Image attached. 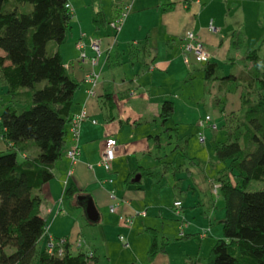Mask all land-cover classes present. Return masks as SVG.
I'll return each instance as SVG.
<instances>
[{
  "label": "trees",
  "instance_id": "obj_1",
  "mask_svg": "<svg viewBox=\"0 0 264 264\" xmlns=\"http://www.w3.org/2000/svg\"><path fill=\"white\" fill-rule=\"evenodd\" d=\"M66 3L0 0V80L10 99L0 114V138L7 146L0 151V264L96 262L92 252L73 253L65 238L61 248V239L54 238L53 250L48 246L37 249L46 233L39 191L53 178L54 165L63 155L73 94L79 85L68 75L56 48L73 17ZM26 4L31 8L24 9ZM94 23L104 24L100 13ZM231 42L235 49L243 45L240 31L231 33ZM51 43L55 48L49 52ZM244 59L250 67L238 75H219L217 63L209 59L203 65L207 82H220L221 87L244 85L240 139H229L215 148L216 159L226 164L217 177L224 216L222 236L212 246L206 264H264V188L246 190L252 181L264 182V57L258 49H248ZM173 111V103L165 100L161 121H167ZM27 143L36 149L34 154L28 153ZM74 193L72 187L66 190L68 196ZM156 249L154 240L149 257Z\"/></svg>",
  "mask_w": 264,
  "mask_h": 264
},
{
  "label": "crops",
  "instance_id": "obj_2",
  "mask_svg": "<svg viewBox=\"0 0 264 264\" xmlns=\"http://www.w3.org/2000/svg\"><path fill=\"white\" fill-rule=\"evenodd\" d=\"M67 1L73 12V17L64 41L56 48L61 54L68 75L79 84L73 94L71 115L78 114L84 109L86 118L79 127L77 140L79 153L76 161L70 164L66 156V150L72 141L68 125L63 155L54 165L53 178L45 183L39 191L42 197L40 215L46 223V233L42 239L44 238L48 241L54 238H65L72 245L70 241L72 239L68 235L62 238L59 236L64 234L62 233L63 231L67 233L69 228L77 224H74L73 218L81 217L85 224L96 227L94 233L101 235V242L103 243V235L110 227L118 229L120 236H122L121 233L126 234L128 232V241L132 246L135 243L133 238L134 231L150 233L152 242L150 244L149 239L144 240L141 264H205L203 261L199 262L200 258L195 256L194 253H191V255L186 253L185 246L188 238L201 243L202 239L206 237L208 230L204 231L202 229L203 234L200 235L186 233L189 223L184 225L183 207L179 208L180 213L178 215L175 213L176 236L167 237L168 239L164 237L166 241L164 244L163 241L158 244L156 229L152 227L155 225L147 221V214L150 208L147 206V193L143 187V179L148 177L152 180H157V176H161V170L162 175L165 176L166 173L174 168L173 165L175 164V162L168 164L169 162L164 160L167 158L169 150L167 152L163 151V156H161L162 154L159 157L156 155V159L163 162L162 169L159 166L160 164H148V155H152L153 151L158 154L160 150H165V144L161 143L160 139L163 131V133L168 135L172 130L168 129L172 127L167 126V123L175 113V103L171 101V95L160 94L159 92L152 94L156 96L153 97V102L146 101L147 98H143L144 100H141L135 106L128 103L127 101L133 99L138 93L141 94L147 91L148 96H150L151 89L149 88L148 90L147 86L144 85L139 86L140 83L136 79L133 81L131 79L129 81L123 80L119 71L113 74L112 67L118 65H113L112 62L122 61L120 59V51H118L119 47L122 48L123 45H126L123 48L128 51L129 49H134L133 46H135V49L139 48L143 57L142 60H145L148 69L153 70L150 64L154 60L156 52L150 48L152 36L166 40V44L170 48L181 38L178 43V49L181 54L182 40L188 32H193L204 46L206 43L215 44L216 42L209 36V34L212 35L213 33L208 32V30H216L215 28H210L212 21L209 22L208 30L204 27L199 28L198 21L199 25L203 26L206 18H214V5H221L223 8L225 2L222 3L218 0H110L108 6L106 4L104 8L103 0H97L98 3L95 2V6L94 4L92 5L94 10L90 12L89 8H87L88 5L82 7L87 0H81L80 5H75L72 0ZM203 1L206 2L203 3ZM127 5L129 6L128 13L122 19L119 29L114 30L109 23L117 18ZM211 5H213V8H211L210 13L205 15V10ZM98 13L103 16L104 24L101 23L96 26L94 17ZM82 34L85 35L82 40L85 44L83 51L87 58L94 56L90 46V38L100 40L101 55L95 65L90 64L89 60L82 61L79 58L78 52L80 53V51L77 48V41L81 40ZM109 35L114 37L113 42L107 39ZM231 47L235 49L232 46V42ZM54 48L55 46L51 43L49 52ZM206 50L209 52L208 49ZM208 54L209 60L213 61L212 55ZM123 56L127 55L123 53ZM190 56L194 60L193 54L190 53L187 63L191 61ZM91 74L96 75L94 85L87 80L88 75ZM3 93H5V96L2 100ZM0 95L1 102L3 101L1 103L3 107L0 108L1 114L3 108L10 100L6 94V87L1 80ZM143 95L145 96V93ZM175 97L177 98V95ZM135 100L138 101V99ZM165 100L173 103L174 111L173 115L163 122L159 117V113ZM143 120L154 123L155 127L150 131L152 133L145 135L144 131H141V133L138 131V125ZM201 120L203 119L199 121ZM157 125L161 126V132L157 131ZM107 138H113L117 144L115 158L110 162L109 171L105 170L100 163ZM152 140H154V143H152ZM26 145L30 148L29 154L36 152V149L30 146L31 144L27 143ZM155 148L157 149L156 151ZM5 150H7V146L0 139V151ZM145 155L148 156L147 162L141 164L140 159H145ZM124 158L127 164H124ZM137 175H139V180L135 181ZM70 187L75 189V193L68 196L66 195V190ZM110 191L114 192L115 202H118L117 210L114 213L109 211V205L113 203L109 198ZM78 196L91 197L99 215L96 222H90L86 219L84 208L77 199ZM175 201L180 200L176 197L173 203ZM151 207L154 211L158 210L162 214L161 205L156 204L151 205ZM173 209L175 208L173 207ZM140 212H145V215L139 214ZM181 212L183 220L179 217ZM73 215L75 216L73 217ZM119 216H130L131 224H122ZM180 229L183 231L184 237L179 236ZM154 240L157 248L156 253L154 256L149 257V251ZM127 242L125 243L127 244ZM80 246L81 243L77 245V248ZM95 259L98 262V257Z\"/></svg>",
  "mask_w": 264,
  "mask_h": 264
},
{
  "label": "rangeland",
  "instance_id": "obj_3",
  "mask_svg": "<svg viewBox=\"0 0 264 264\" xmlns=\"http://www.w3.org/2000/svg\"><path fill=\"white\" fill-rule=\"evenodd\" d=\"M72 1L75 5L81 3V0ZM218 1L225 2L223 8L221 5H214V18H206L203 26L199 25L198 21V27H204L208 30L209 22L212 21V28L216 29L215 31L208 30V32L213 33L209 36L216 43L205 42L204 47H207L208 53L212 55V60L217 63L218 74L221 76L238 75L250 67V64L244 59L248 49H258V54L264 57V0ZM95 2L98 3L97 0H87L82 7L88 5L87 8L91 12L94 10L92 5L95 6ZM108 2L110 0L107 2L103 0L104 8L106 4L108 6ZM23 8L30 9L31 6L26 4ZM211 8L213 5L208 7L204 14L210 13ZM232 31H240L244 38L243 45L237 49L231 47ZM107 39L113 42L114 37L109 35ZM180 39L170 48L167 46L166 40L152 36L150 48L156 52L155 58L150 64L153 70L148 69L145 60H142L143 57L139 48L135 49L133 46L134 49L127 51L123 48L126 45H123V50L121 47L118 50L122 61L112 62L113 65L118 66H111H113V74L119 71L123 80L129 81L131 79L133 81L136 79L140 83L139 86L144 85L147 86L148 90L151 89L150 96H148L147 91L141 93L142 95L145 93V96L138 93L133 99L128 100V103L135 106L144 100L143 98L153 102V97L156 96L152 94L157 92L171 95V101L175 103V113L167 123V126L172 127L168 129L172 130L168 135L163 131L160 139V142L165 144V150H160L158 154L153 151L152 155H148V164H160L162 169L163 162L156 159V155L159 157L162 154L161 156H163V151L169 150L167 158L164 160L169 162L168 164L172 162L175 164L173 165L174 168L165 176L162 175L161 170V176H157V180L148 177L143 179V187L147 193V206L150 208L147 221L155 225L152 227L156 229L158 244H161L162 241L163 244L166 242L164 237L166 239L171 236L175 237L177 224L174 220L176 214L172 203L177 197L184 209V225L189 223L186 233L200 235L203 234L202 229L208 230L201 243L188 238L185 246L186 253L190 255L194 253L200 258L199 262L203 261L206 264L212 246L222 236L220 222L224 216V202L219 193L217 177L219 171L226 164L216 159L215 148L219 144L229 141V139L234 140L236 137L240 139L242 132L241 128L238 129V122L244 114L241 104L244 85L234 83L221 87L220 82H207L204 79V62H195L191 57L192 55L190 56V63L185 62L184 56L178 49ZM123 53L127 56H123ZM78 54L80 55L79 52ZM140 90L142 91L141 88ZM3 94L2 100L5 96V93ZM2 102L0 95V108L3 107ZM206 116L209 117V120L204 122V125L199 126V120ZM154 127L152 121L143 120L138 125V131L140 133L144 131L143 133L148 135L152 133L150 131ZM156 128L158 132L162 129L160 125H157ZM148 156L145 155V159H140L141 164L147 162ZM123 162L127 164L125 158ZM230 179L235 184V178L230 176ZM263 188L264 182L252 181L246 190L256 191ZM156 204L161 205L162 214L158 210L154 211L151 207V205ZM179 217L183 220L182 212ZM82 220L81 217L73 218L74 224H77L69 228L67 233L63 231L64 234L59 236L62 238L68 235L72 239L70 240L72 251L82 252L86 250L88 253L89 251L92 252L95 258L98 257V262L96 261L94 264H141L144 240L149 239L150 244L152 242L150 233L134 231L135 243L132 246L128 241V232L126 234L121 233L124 237V241H122L119 239L118 229L110 227L103 235V243L101 242V235L94 233L96 227L88 226ZM74 228L76 229L72 232ZM47 242V239L43 238L38 243L37 249L45 248L48 245ZM78 242L81 243L79 248H77V245L80 244ZM125 242H127V246H125ZM195 256L192 257L196 258Z\"/></svg>",
  "mask_w": 264,
  "mask_h": 264
},
{
  "label": "built area",
  "instance_id": "obj_4",
  "mask_svg": "<svg viewBox=\"0 0 264 264\" xmlns=\"http://www.w3.org/2000/svg\"><path fill=\"white\" fill-rule=\"evenodd\" d=\"M65 7L68 8L69 10H71L69 3H66ZM128 11H129V6L127 5V6H125L124 10L122 12H120L119 16L117 18L113 19V21H111L109 23L111 28H113L114 30H118L120 27L122 19L126 16ZM210 28H212L211 25H210ZM84 36L85 35L82 34L81 40L77 41V48L80 51V57L79 58L82 61L89 60L90 64L95 65L97 63L99 56L101 55L100 40L97 38H90V46L94 52V56L87 58L86 55L84 54V51H83L85 44H84L82 38H84ZM181 50H182V54L184 56L185 62H188V57H189L190 53L193 54L194 60L196 62H205L209 59V54H208L207 50L205 49L202 41L193 32H188L184 35L183 40H182ZM95 78H96V75L91 74V75H88L87 80L90 81L92 83V85H94ZM91 91H90V93H91ZM85 118H86V112L83 109L82 111H80V113L74 114L72 116L71 122L69 124V132L71 134L72 141L66 150V156L68 157L70 164H73L76 161L77 155L79 153L78 146H77L79 127H80L81 122ZM208 120H209V117L206 116L203 120L199 121V124L204 125V122H206ZM116 149H117L116 141L113 138H107L103 152L101 154V160H100L101 165L107 171L110 170V162L115 158ZM109 181H111V179H109ZM109 198L113 201V203H111L109 205V211L111 213H114L117 210L118 202H115V196H114L113 191H110ZM173 207L175 208V213L178 215L180 213L179 208L181 207V202L175 201L173 203ZM139 214L145 215V212H140ZM119 220L124 225H130L131 224V217L130 216H119ZM179 236L184 237V233L181 229L179 230ZM119 239L124 241L123 236H120ZM63 241L64 240L61 239L58 242L60 244ZM126 245L127 244L125 243V246ZM47 246H48L49 250H53V248L56 247V244H55V242L52 241V239H50V242L48 243ZM59 246L61 248V244ZM61 252H62V249H59L58 254H61Z\"/></svg>",
  "mask_w": 264,
  "mask_h": 264
},
{
  "label": "water",
  "instance_id": "obj_5",
  "mask_svg": "<svg viewBox=\"0 0 264 264\" xmlns=\"http://www.w3.org/2000/svg\"><path fill=\"white\" fill-rule=\"evenodd\" d=\"M139 180V175L135 177V181ZM78 201L82 204L84 208V214L88 221L96 222L98 220V213L95 205L90 196H78Z\"/></svg>",
  "mask_w": 264,
  "mask_h": 264
}]
</instances>
